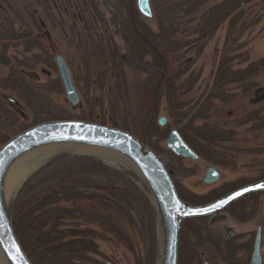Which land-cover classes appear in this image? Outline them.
Listing matches in <instances>:
<instances>
[{"label": "rangeland", "instance_id": "obj_1", "mask_svg": "<svg viewBox=\"0 0 264 264\" xmlns=\"http://www.w3.org/2000/svg\"><path fill=\"white\" fill-rule=\"evenodd\" d=\"M221 1L208 0L200 10L203 11ZM81 3V0H6L5 3L0 0V14H9L8 4L16 7L23 13L25 22L29 23L31 33L39 38V43L45 49V53L50 56L51 65L36 63L23 67V73L35 85L58 77L54 63L56 55L63 57L74 78L76 76L80 78L83 75V63L88 64L93 82L88 90V98L91 100L88 101V104L91 106L88 107L86 99L80 93L79 102L70 105L63 90L53 92L50 90L51 88L46 89L47 92L44 95L48 100L62 106L71 114L72 117L66 119L83 117L80 120L98 122L108 126H113L114 120L122 121L125 119L129 122V132L137 138H141L150 114L152 89L159 78H157L158 74H152L145 69L142 70L138 65L152 69L154 73L160 72L161 69L155 67L151 55L148 54L143 55L138 63H134L135 56L125 38L124 27L128 28V23H131L130 27H143L144 32H146L145 27H147L151 33H156V19L151 4L149 2L151 17H146L138 11L136 0H96L104 26L95 23L91 26L88 25L87 29H82L80 14L84 10L86 11V8H83ZM129 4L131 8H134L133 19L128 18ZM245 8L246 14H248L247 20L258 18V21L240 37L239 44L241 47L231 53L235 56L232 62L233 68H242L246 66L248 61L256 62L264 57V0H257ZM28 12L37 27H34L29 20ZM195 15L193 16L197 18L198 13ZM228 22L229 18L222 21L213 35L205 42L200 55L191 66L195 73L200 72V75L193 84L191 92L188 95L183 94L182 100L189 104L186 107L198 102L213 83V76L225 44ZM194 23L195 21L188 23L186 27L189 28ZM107 38L111 39L108 44L106 43ZM111 42L114 47H109ZM17 44L18 42H15L10 45L8 54L19 52V49H16L17 51L13 49L14 45L19 48ZM136 47L134 44L133 48ZM112 48L124 57L125 61L120 63L119 68L112 69L102 59L103 55L106 56ZM185 51V59H193L192 46L187 47ZM244 58H247L248 61L243 62ZM120 72L121 78H116L115 74ZM5 74H7V68L0 65V76ZM252 79L255 87L245 94L235 85L226 87L228 97L231 95L230 100L228 97L225 99L227 101L213 98L207 113L208 118L205 120L207 123L230 130L234 129L233 133H236L237 142L235 143H223L216 147L203 144L212 154L214 160H223L227 166L217 164L216 161L205 160L202 157L198 160L177 159L165 151L164 139L157 141L154 137L152 138L156 142L153 147H150L165 166L174 172V179L199 196L207 197L209 192L217 190L225 184L233 188L264 177L261 173L264 167L262 166L264 151H260L264 149V127L259 130L250 128L247 131L248 125L237 126L234 122L243 114L253 110L257 111L264 119V95L257 94V91L264 86V67L257 71ZM76 82V85L82 86V82ZM0 92L20 101L11 90L0 89ZM155 102V126L161 130L166 129V126H168L169 131L175 129L172 119L167 114L164 95L161 94L159 98L156 97ZM83 108L85 114L81 113ZM51 109L44 107L45 112L49 114L52 113L50 112ZM23 111L26 117L25 126L17 127L18 132L43 121L64 120L47 119L45 116L44 118L34 117L33 113L25 106ZM86 116L92 120L85 119ZM160 117H164L166 120L162 126L158 124ZM202 122L203 120H196V123ZM11 136L12 134L8 137ZM208 166L215 167L220 175L218 181L212 184L202 182L205 169ZM138 178L131 168L110 164L101 156L62 151L34 170L23 181L14 197L12 219L15 208L22 201L35 197L40 198L45 194L52 193L56 188L61 187V184L73 181L77 187H84L106 196L101 199L102 201L100 198H95L75 201L60 200L55 203L56 207L79 209L98 215V219L105 217V220L108 221L106 226L99 223V220L68 219L63 221V227L93 231L90 237H92L95 248L93 251H85V257L90 260H86L84 264H157L156 213L142 182L141 185L137 183L136 179ZM106 187L124 189L125 195L123 194V197L116 196V192L113 191L115 196L112 197L107 194V191L104 193L103 188ZM199 201L205 202V198ZM115 225L118 230L115 229ZM201 225L204 233L209 234L212 238L199 241L191 236L188 238L198 252L201 264H226L220 256L218 257L219 252L214 241L223 246L227 231L235 234L251 232L254 235L259 229L261 246H263L264 194L259 197L257 212L248 220L238 221L230 214L223 212L203 220ZM251 253L248 255L246 264H251ZM239 254L241 259L238 262L245 264L246 255ZM260 264H264V251L260 252Z\"/></svg>", "mask_w": 264, "mask_h": 264}, {"label": "trees", "instance_id": "obj_2", "mask_svg": "<svg viewBox=\"0 0 264 264\" xmlns=\"http://www.w3.org/2000/svg\"><path fill=\"white\" fill-rule=\"evenodd\" d=\"M1 1L3 3L6 2V0ZM207 1L171 0L165 2L163 0H149L156 19L157 31L153 34L147 27H145L146 32H144L143 27L137 26V28L140 33L149 39L152 47L137 35L134 27H130L131 23H128L130 28L123 27L128 44L132 48L137 62L142 59L143 55L149 54L153 59L155 67L158 69H162L163 64H165V71L158 86L156 97L159 98L161 94L164 95L167 114L172 119L173 125L179 135L200 157L214 160L213 156L205 151L206 147L203 144L216 147L223 143H235L237 140L235 138L236 133H233L234 129H226L205 121L208 118L207 113L212 105L211 101L213 98L227 101L225 99L228 97V93L226 92V87L228 86L235 85L244 94L253 89L255 87L252 79L253 75L264 67V57L256 62H249L247 58H244L242 61H248V63L242 68H233L232 66L235 56L231 55V53L241 47L239 44L240 37L258 21V18L256 20H247L246 16L248 14H246L247 10L245 7L247 5L251 6L257 0H222L218 4L201 11L200 9ZM81 2L83 8H86V11L84 10L80 14L82 29H87L88 25L91 26L95 23L104 26L96 0H81ZM7 8L9 14H0V65L7 68V74L0 76V89L11 90L16 98L33 113L34 117L44 118L45 116L47 119L71 118L72 116L67 110L52 103L45 96L46 89L48 88H51V91H55L56 89L60 91L58 81L57 84H54L53 79H49L40 85H35L23 73V67L28 66V64L48 63L51 65L50 56L45 53V49L39 43V38L31 33L30 25L25 22L23 13L13 5L8 4ZM132 10L134 11V8ZM130 11L129 4L128 18L131 17ZM24 13L26 12L24 11ZM197 13L198 17L196 18L194 16ZM28 16L33 26L37 27L29 12ZM228 18L225 44L213 76V83L208 92L198 102L186 107L189 104L182 100L183 94L188 95L191 92L193 84L200 75V72L195 73L191 66L200 55L205 42L213 35L222 21ZM193 21H195L194 25L187 28L186 25ZM109 41L111 39L107 38L106 43L108 44ZM15 42H18L19 48H16L14 45L13 49H19V52L8 54L10 45ZM134 44L137 46L136 48H133ZM110 46L114 47L112 42L109 44ZM189 46H192L194 56L193 59L186 60L185 49ZM136 53H138V57ZM122 57L116 49L112 48L106 56L103 55L102 59L113 69L119 68L120 63L123 62ZM106 63L103 64L107 65ZM115 77L120 79L121 72L119 74L116 73ZM80 78L76 76L74 79L75 81L82 82V95L89 107L91 104H88V101L90 102L91 100L88 98V90L93 82L87 63H83V75ZM230 97L231 95L227 99L230 100ZM7 106L5 102L0 101V117L2 118V120L0 119V145L8 139L9 135H14L17 132L12 127L18 121L16 110L13 107L8 108ZM44 107L53 108L50 111L52 113L45 112ZM81 113L85 114L84 111ZM85 119L92 120L88 116ZM196 120H203V122L199 124L196 123ZM7 121H10L11 124ZM234 122L237 126L248 125L247 131L250 128L259 130L264 127L263 117L255 110L243 114V116ZM128 124L129 122L125 119L122 121L114 120L113 126L130 131ZM20 125L24 127L25 123H21ZM167 127L161 130L152 123L146 134L147 144L151 147L154 146L153 144L156 141L152 140L153 137L157 141L160 139L165 140L169 131ZM165 151L177 159L179 158L167 149ZM260 151L262 152L264 149ZM214 161L217 162L219 160ZM218 163L227 166L223 161ZM262 166H264V162ZM261 173L264 176V167ZM175 184L180 197L190 203H204V201H199L204 198L205 202L213 199L211 196L214 195V192L208 194L207 197L198 196L185 190L178 182ZM60 186L52 191V193L45 194L40 198L35 197L22 201L13 212L12 221L15 235L33 264H84L86 260H90L85 257V251H93L95 248L92 237H90L93 231L90 229H69L63 227V221L68 219L87 221L90 219L99 220L98 222L102 225L108 223L105 217L98 219V215L79 209L59 208L55 206V203L60 200L75 201L100 198V201H102L101 199L105 198V195H100L84 187H77L73 181L63 183ZM103 190L104 193L107 191V194L112 197L115 194L120 197H123V194L125 195L124 189L106 187ZM113 191L116 193L114 194ZM255 197L250 196L233 204L227 210V213L238 221L250 219L257 211L258 201ZM101 203L104 204V202ZM114 203L116 204L115 201ZM117 230L115 231L118 232ZM187 234H191L197 241L210 240L203 234L202 225L199 221H185L182 226L179 242L178 264H201L199 256L189 246L190 244H186L183 241L186 239ZM248 240H245V243H241L240 245L243 251H248V247L252 245L251 238ZM219 256L226 264H241L237 259L230 258L227 251L224 253L219 252ZM245 258L246 264L248 256Z\"/></svg>", "mask_w": 264, "mask_h": 264}, {"label": "water", "instance_id": "obj_3", "mask_svg": "<svg viewBox=\"0 0 264 264\" xmlns=\"http://www.w3.org/2000/svg\"><path fill=\"white\" fill-rule=\"evenodd\" d=\"M136 6L142 15L151 17L149 0H136ZM54 61L68 103L77 104L79 96L63 57L56 55ZM162 76L163 71L153 88L149 120L141 138H137L127 130L98 122L64 119L37 123L8 138L0 146V250L8 264H33L13 229L12 208L16 193L11 191L10 175L13 167L20 160L43 149H55L61 152L75 149L106 152L121 158L131 166L130 168L141 180L158 220L160 235L157 264H178L179 236L184 221L212 217L226 211L244 197L264 193V187H257L264 184V178H262L203 204H191L179 196L172 178L173 172L166 168L146 141L147 129L155 113L156 91ZM257 94L264 95V86L257 91ZM0 97L10 106H19V102L7 94L0 92ZM165 122L164 117L158 119V124L161 126ZM165 147L179 158L198 159V155L184 142L176 129L169 131L165 138ZM218 178V171L208 167L204 183H214ZM244 189L249 190L244 191ZM237 192L241 194L236 196ZM228 197L233 198L229 200ZM222 200L228 202L211 211L193 214L196 209L210 208ZM259 234L258 231L251 256L252 264H260Z\"/></svg>", "mask_w": 264, "mask_h": 264}, {"label": "flooded vegetation", "instance_id": "obj_4", "mask_svg": "<svg viewBox=\"0 0 264 264\" xmlns=\"http://www.w3.org/2000/svg\"><path fill=\"white\" fill-rule=\"evenodd\" d=\"M131 8V7H130ZM133 8H131V11H130V13H131V18L133 19V14H134V12H133V10H132ZM117 16V15H116ZM118 18V17H117ZM134 29L136 30V32H137V35L144 41V42H146V44H148V45H150L151 47H152V44H151V42L149 41V39L146 37V36H144L142 33H140L139 32V30H138V28L137 27H134ZM123 35V34H122ZM125 35V34H124ZM125 38H126V40H127V37L125 36ZM133 51V50H132ZM149 55V54H148ZM150 56V55H149ZM122 61L124 62L125 60H124V57H122ZM134 61V63L136 64V63H138L135 59L133 60ZM55 63V62H54ZM66 63V62H65ZM67 65V64H66ZM68 67V66H67ZM138 67H140L142 70L143 69H145L146 71H150L152 74L154 73V71L152 70V69H149V68H144V67H142L141 65L139 66L138 65ZM69 69V68H68ZM70 71V70H69ZM157 72L159 71V70H156ZM161 71H163V74H164V71H165V64H163V67H162V69H161ZM161 71L160 72H158V74H159V76H158V78L160 77V75H161ZM70 74H71V72H70ZM163 77V76H162ZM71 79H72V83H73V85H74V88H75V90H76V92H77V94H78V96H79V99H80V94H81V96H83L82 95V90H81V86H79V85H76L75 83H77L76 81H75V79H74V77L71 75ZM158 80V79H157ZM57 81L59 82V84L58 85H60V91H62L63 90V87H62V83H61V80H60V77H59V75H58V77H53V82H54V84H57ZM161 82V81H160ZM160 84V83H159ZM58 85H57V87H58ZM60 91H58V89H56L55 91H53V92H60ZM64 91V90H63ZM2 93V92H1ZM80 93V94H79ZM152 93H153V89H152ZM5 94V93H4ZM65 94V93H64ZM66 100H67V98H66ZM0 101L1 102H5L8 106V108L9 107H13L14 108V110H16V113H17V119H18V121H17V123H16V125L14 124V125H12V127H13V130H15V131H17L18 132V130H17V127H19V128H21V123H25V113H24V111H23V108H24V106L21 104V102L20 101H18L19 102V106H10L9 104H8V102L7 101H5V100H3L1 97H0ZM68 102V101H67ZM151 105V104H150ZM60 106V105H59ZM62 107V106H61ZM150 109H151V107H150ZM66 110V109H65ZM82 111H85V109L83 108L82 110H81V112ZM150 115V114H149ZM0 119L2 120V118L0 117ZM148 120H149V117H148ZM148 120L146 121V124H147V122H148ZM9 124H11V122L10 121H7ZM152 123H154V117H153V119H152V121L150 122V124H149V126H148V129H149V127H150V125L152 124ZM145 124V125H146ZM148 129H147V131H148ZM16 132V133H17ZM21 132V131H20ZM15 133V134H16ZM14 134V135H15ZM13 136V135H12ZM9 138V137H8ZM182 138V137H181ZM183 139V138H182ZM185 142V141H184ZM186 143V142H185ZM187 144V143H186ZM224 144H226V143H224ZM188 145V144H187ZM189 146V145H188ZM190 147V146H189ZM191 148V147H190ZM192 149V148H191ZM193 150V149H192ZM205 150V149H204ZM194 151V150H193ZM205 151H207V152H209V150L206 148V150ZM195 152V151H194ZM196 153V152H195ZM210 153V152H209ZM197 155H198V159H200L201 157H200V155L198 154V153H196ZM211 154V153H210ZM212 155V154H211ZM181 159H186V158H181ZM197 159V160H198ZM205 159V158H204ZM218 159V158H217ZM205 160H208V159H205ZM210 161H214V160H210ZM221 161H223V160H221ZM218 162H220V161H217V164H219ZM223 162H225V161H223ZM224 166V165H223ZM208 167H213V166H208ZM207 167V168H208ZM167 168V167H166ZM207 168L205 169V172H204V176H203V178H202V182L204 183V177H205V174H206V170H207ZM213 168H215V167H213ZM168 169V168H167ZM216 169V168H215ZM170 170V169H169ZM217 170V169H216ZM172 171V170H171ZM218 171V170H217ZM173 172V171H172ZM219 173V172H218ZM220 176V175H219ZM172 178H173V181H174V184L175 183H177V181L174 179V172H173V175H172ZM262 178H264V177H262ZM262 178H260V179H262ZM219 179V178H218ZM218 181V180H217ZM179 183V182H178ZM215 183V182H214ZM249 183V182H248ZM180 184V183H179ZM204 184H207V183H204ZM210 184H212V183H210ZM245 184H247V183H244V184H240V185H238V186H236V187H233V188H231V186H229L228 184L226 185H222L221 186V188H219V189H217V190H213V191H211V192H209L208 194H210V193H213L214 192V195L213 196H211L213 199H211V200H209V201H207V202H210V201H213V200H215V199H217V198H219V197H221V196H223L224 194H226L227 192H230L231 190H233V189H236V188H239V187H241V186H243V185H245ZM181 185V184H180ZM185 190H188L187 188H185V186H183V185H181ZM175 187H176V184H175ZM176 189H177V187H176ZM222 190V191H221ZM189 192H191L192 194H194V195H197V194H195L194 192H192V191H190V190H188ZM178 192V191H177ZM207 194V195H208ZM262 194H264V193H259V194H252V195H250V196H256L255 197V199L259 202V197L262 195ZM180 196V195H179ZM199 196V195H198ZM250 196H247V197H244V198H242V199H240L239 201H241V200H244V199H246V198H248V197H250ZM184 200V199H183ZM184 201H186V200H184ZM239 201H237V202H239ZM188 202V201H187ZM207 202H204V203H207ZM236 202V203H237ZM190 203V202H189ZM191 204H194V203H191ZM196 204H203V203H196ZM235 204V203H234ZM232 206V205H231ZM230 206V207H231ZM229 207V208H230ZM257 207H258V205H257ZM228 208V209H229ZM227 209V210H228ZM227 210L226 211H224V213L226 212L227 213ZM257 212V211H256ZM221 213H223V212H221ZM220 214V213H219ZM216 215H218V214H216ZM216 215H214V216H216ZM255 215V214H254ZM214 216H212V217H214ZM210 218V217H209ZM205 219H207V218H205ZM205 219H196L197 221H199V223L201 224L202 223V221L203 220H205ZM188 221V220H187ZM185 222V221H184ZM183 222V223H184ZM183 223H182V226H183ZM182 226H181V230H182ZM181 230H180V236H179V242H180V237H181ZM260 232V230L259 229H257V231H256V233L253 235L251 232H249V233H241V234H235V233H233V232H231V231H227L226 232V238H225V240H224V243H223V246H221V245H219L217 242H215L214 241V243H215V245H216V248H218V252H221V253H224L225 251H227L228 252V256L230 257V258H234V259H237V261L239 260V259H241L240 258V254L239 253H243L244 255H246V257L251 253V250H252V253H253V250H254V246H255V240H256V236H257V232ZM202 232H203V234L205 235V236H207L209 239L210 238H212L209 234H205L204 233V229H203V226H202ZM193 237L191 234L190 235H186V239L185 240H183L186 244H190L189 246L195 251V253L199 256V254H198V252L196 251V249L191 245V243H190V241H189V237ZM259 236H260V234H259ZM249 237V238H248ZM251 238V240H252V245H251V247H248L249 248V250L248 251H246V250H244L243 251V248L242 247H240V245H241V243H245V240H248V239H250ZM195 239V238H194ZM249 241V240H248ZM264 245L263 246H261V240H259V252H261V251H264ZM252 253H251V255L250 256H252ZM218 257H219V255H218ZM249 257V256H248ZM250 262H251V259H250ZM221 264H224V263H221ZM252 264V263H251Z\"/></svg>", "mask_w": 264, "mask_h": 264}, {"label": "bare ground", "instance_id": "obj_5", "mask_svg": "<svg viewBox=\"0 0 264 264\" xmlns=\"http://www.w3.org/2000/svg\"><path fill=\"white\" fill-rule=\"evenodd\" d=\"M69 152H76V153H90L92 155L101 156L103 160L107 161L110 164H116L118 167H131L126 161L122 160L121 158H118L110 153L106 152H99V151H92V150H68ZM65 152V151H63ZM61 153L60 150L55 149H43L40 151H37L31 155H28L24 159L20 160L14 167L10 175V187L11 191L16 193L23 183V181L31 174L34 170L39 168L40 166L44 165L46 162H48L50 159L55 157ZM132 169V168H131ZM133 170V169H132ZM134 171V170H133ZM136 174V173H135ZM137 183L141 185L140 179H136ZM156 231L158 236V243H159V224L158 220L156 218ZM0 264H8L4 254L0 250Z\"/></svg>", "mask_w": 264, "mask_h": 264}, {"label": "snow or ice", "instance_id": "obj_6", "mask_svg": "<svg viewBox=\"0 0 264 264\" xmlns=\"http://www.w3.org/2000/svg\"><path fill=\"white\" fill-rule=\"evenodd\" d=\"M257 187H264V184H261V185H257ZM249 189H244V191H248ZM241 193L240 192H237L235 193L236 196H239ZM233 197H228V199H232ZM228 201L227 200H222V201H219L218 203L212 205L210 208H205V209H196L195 210V213L193 214H196V213H202V212H208V211H211L215 208H218V207H221L223 206L225 203H227ZM17 251H19V249H17Z\"/></svg>", "mask_w": 264, "mask_h": 264}]
</instances>
